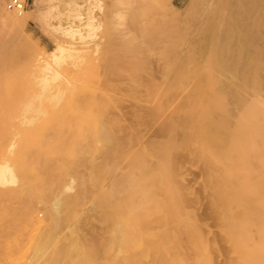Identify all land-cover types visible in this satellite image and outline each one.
Instances as JSON below:
<instances>
[{
  "label": "rangeland",
  "instance_id": "1",
  "mask_svg": "<svg viewBox=\"0 0 264 264\" xmlns=\"http://www.w3.org/2000/svg\"><path fill=\"white\" fill-rule=\"evenodd\" d=\"M241 3L245 11L227 14ZM25 9L30 18L21 28L0 25V100L6 103L0 148L13 144V154L5 155L15 158L27 135L39 139L43 155L26 158L30 168L15 171V181L0 184V190L25 193L38 181L42 200L34 201L33 219H45L46 208L57 200L60 212L50 226L25 228L16 209L24 202L10 195L6 220L12 223L4 231H13L0 237L8 240L0 242L9 254L4 261L182 264L192 253L187 261L197 264L202 257L196 253L194 259L189 246L185 253L179 249L186 241L183 224H189L210 244L211 264L233 263L237 257L210 192L217 171L211 168L217 166L205 164L193 148L194 121L204 93L225 95L226 109L217 114L230 120L228 129L242 105L264 107V0H25ZM57 45L65 51L63 62L55 64ZM43 60L53 66L44 89L33 75ZM67 195L71 201L63 204ZM122 208L144 211L149 227L172 232L167 261L151 262L145 240L129 239L134 246L128 248V240L119 241ZM41 239L38 251L34 243Z\"/></svg>",
  "mask_w": 264,
  "mask_h": 264
},
{
  "label": "bare ground",
  "instance_id": "2",
  "mask_svg": "<svg viewBox=\"0 0 264 264\" xmlns=\"http://www.w3.org/2000/svg\"><path fill=\"white\" fill-rule=\"evenodd\" d=\"M240 8H242V11H245V9H246L243 6V4L241 3V4L236 5V6H231V10L227 14H230L232 17H235L236 12H238ZM29 18H30V13L25 8L22 11H20L19 13H15L9 9H6L5 4L4 3L2 4V0H0V25L2 27L8 28V29L21 28L24 25V23L26 22V20H28ZM225 24H226V22H225ZM228 24L231 25L230 22ZM263 27H264V25H263ZM228 28H229V26L227 27V29ZM233 28L234 27L232 26V29ZM219 43L221 45V42H219ZM219 43H217L216 46L214 45L212 49L214 50L215 47H218ZM4 44H5V42L1 45L3 46ZM227 47H229V45ZM232 47L234 49V45ZM212 49H211V56H213L212 55V51H213ZM64 51H65L64 47H62L61 45H57L55 51L52 52V55H51V59H52L53 63L58 64V63L63 62ZM213 54H214V52H213ZM251 54L253 55L252 52H251ZM222 56L223 55H221V57ZM221 57H219V58H221ZM255 57H257V56H255ZM222 59H224V58H222ZM248 60H251V59L249 58ZM216 61H217V59H216ZM43 62H44V64H43ZM221 62H222V60H221ZM40 64H41V66L38 67V69L35 70V72L33 71V75H36L35 79H36L37 83H39V85L44 89L48 85L49 79H50L48 76V71H51L53 69V66L51 65V63L49 61H46V60H43L42 63L41 62L39 63V65ZM218 64H219V62H218ZM195 66H198V65H195ZM214 68H216V70H217V67H214ZM208 73H210V72H208ZM235 73H237V72H235ZM58 76H59V72L55 70L53 72V77L56 78ZM206 76L209 77V74ZM215 77H217V76H215ZM236 77L237 76H235V78ZM241 77L242 76H240L239 78H241ZM204 79L206 80V82L211 80V79H209L207 81V77H205ZM214 79H216V78H214ZM249 80L250 79H248V81ZM212 82H213V80H212ZM245 88H246V84H245ZM21 91L23 92L24 90L22 89V90H20V92ZM238 94H240V93H238ZM23 95H24V93H23ZM24 96H25V99L27 101L26 106H30L31 102H32L30 100L31 97L26 93V91H25ZM223 96H225V95H223ZM223 96L221 95V98ZM36 97H40V94L35 96V98ZM196 98H195V103H197V99H198V98L197 99ZM221 98H219V96L216 94L213 95V94H209V93H204V98L200 101V104L198 107V118L196 119V121H194L195 122L194 129L196 131V138H195L194 133H193L194 130H192V133H189V131H188V133L193 134L191 136H194L193 138H195V139H193V140L194 141L196 140V144L193 143L192 146L194 148V146L196 145L197 152L201 156V158L204 159V163L205 164L206 163L207 164H214V166H217V169L211 168L212 171L213 170H217V171H215L216 173L214 174L215 175V178H214L215 182H214V180H212L214 182L213 185L210 183L212 185V189L210 192H211V195L213 197L212 203L214 204V206L217 209H219V212H220V218H221V222H222L221 231H222L224 237L226 238V240L228 241V243L230 244L231 251L237 257V259L231 264H264V129H263L264 125L262 126V122L264 120V107L263 106L259 107V105H256V104H251V105L247 104V106H245V107L242 105V109H244V111L240 115H238V116L236 115L237 118H236V120H234L235 121L234 125L229 129L226 127L228 130H225L226 128H225L224 124L230 120L228 119L227 121L224 122V121H222V119L219 118V115L217 114L219 112H222L224 109H226L225 104L223 105ZM239 98H240V96H239ZM223 99L225 100L226 97ZM4 100L5 99L2 96L1 100H0V110H4V108H5L6 103L4 104ZM248 101H250V100H248ZM188 103H190V102H188ZM186 105H189V104H185V107H186ZM192 105L194 106V108L196 106L194 103L191 104L190 112H191V108H193ZM240 105H241V103H240ZM187 112H188V110L185 113H187ZM185 113H184V115H185ZM194 113L192 111V115ZM195 115H196V113H195ZM189 116H191V113H190V115L188 114V117ZM231 119H233V118H231ZM186 121H188V119ZM192 121H193V119H192ZM189 126H190V123H189ZM189 128H191V127H189ZM191 139H192V137H191ZM2 144H3V141L1 140L0 145H2ZM40 145L41 144H40L39 139H37L36 137L34 138V137H30V136L26 135L21 146H20V148H19L18 154L15 156V158H11V157H8L5 155V153H7L9 155L13 154V151H14V145L13 144L8 149L0 148V184L5 185L8 183L14 182L16 175H17L15 171L23 173L24 171L29 169L30 165H28L26 163L27 162L26 158H29V156L37 157V156L43 155V151H42ZM46 146L50 147L49 145H46ZM66 148L64 147V149H66ZM52 149H49V150H52ZM56 149H57V145H56ZM77 151H78V149H77ZM80 159H81V157H80ZM11 160H13V161H11ZM252 161L256 162V164H255V162H253V163L255 164V166L257 165L258 169L255 168L253 165H251ZM10 162H12L13 165H11ZM79 165H80V163H79ZM258 165H259V167H258ZM208 173H209V171H208ZM209 175L211 176L212 174L209 173ZM33 186H34V188L32 190L26 191L25 193H20L19 190H17V189L0 190V230L3 231L2 233L5 232L4 234L0 233V237L4 236L6 234H9L11 231H13V230H9V231L5 230L4 231L5 223L10 222V225L12 223L10 221L9 217H8L9 219L7 218V220H9V221L6 220V215H7L6 209L7 210L9 209L8 211L11 210V208H7L8 207V204H7L8 197H10V195H14V197H16L17 201L20 202V200H22L24 202V205H23L24 208L21 207L19 209V207L17 208V205H16V209H18L19 219L21 221H23L24 223L21 222L20 220L19 221L21 224L22 223L24 224L25 228L29 227V225H32V224H34L36 226V228H40V229L45 228L46 226H50L52 224V223H48V222H50L51 217H53V219L55 220L56 216H59L60 201L57 200L54 203V208H51V207L46 208L45 219L40 220V219H38V217H35V219H33V216L35 215V214L33 215V213H34L33 208L35 206L34 201L36 199L41 201L42 198H41L40 194L43 192L42 190H40L42 192L40 194H38L39 193V182L38 181L35 182L33 184ZM131 187H132V185H131ZM42 196H44V194ZM70 197L71 196L67 195V197L63 198V200H61V202L63 204H64V202H66V204L69 203L71 201ZM44 198L45 197H43V200H45ZM145 203L146 202H144V204ZM132 209L131 210H129L128 208H122L121 209V215L120 216H122V217H120V218H122V229L118 235L119 241L120 240L121 241L122 240H124V241L128 240V242L130 243V241L134 240L133 242L135 243L136 237L140 238L141 242L145 240L143 243L145 244V242H146V244L143 247V249H144V252L146 253L147 257L150 258L151 262L153 260H160V262L167 261L169 259V255H171L173 245H174L173 244L174 242L172 241V236H171V235H173L172 232H170L169 230H165L163 232L153 230L151 227H149L148 223L146 224V222L144 221V215H145L144 211H142V212L139 210L134 211ZM16 211L14 213V216L17 214ZM15 224H17V223H15ZM144 224H146V225L144 226ZM183 225H184L183 231H184V235H185V238L183 240H186L187 242L185 241L184 244L182 243L183 244V245L181 244L182 249L180 248V246H179V249L181 251H183V253H185L186 249H184L183 247H185L187 245L190 247V250L192 249L191 252H194L193 253V255L195 254L194 259H196L195 256L197 257V255H198V257H202L200 259L197 258L198 259L197 264H211V261H210L211 254H210V250H209L210 244L208 242H206L200 234L196 233L194 235V233L189 228V227H191V225H189V224H183ZM22 229L24 231L23 227H22ZM149 230H151V231H149ZM7 232H9V233H7ZM27 233H29V231ZM26 237H28V236H26ZM3 238H2V240L0 239L1 240L0 242H2L4 240ZM6 238L8 239V237H6ZM129 239H130V241H129ZM4 241L6 242L8 240H4ZM4 241H3V243H4ZM122 242H121V244H122ZM128 242L126 241V244ZM136 242H138V241L136 240ZM42 243H43V239H41V241L38 240L37 243L36 242L34 243V247L36 248V250L40 251L39 247H41ZM126 244H125V246H126ZM5 245H7V242ZM14 245H16V244H14ZM25 245H24V248H25ZM130 245H133V243L132 244L130 243L129 246H127V248L130 247ZM122 246L123 245H121V247ZM125 246H124V248H125ZM24 248H22V249H24ZM127 248H125L124 250H126ZM3 249L4 248H2L0 250V264H7L4 261V259L6 257L5 255H9V254H8V252H4ZM85 251H87V250H85ZM196 253H197V255H196ZM176 254H178V253H176ZM190 254H192V253H190ZM190 254H189V256H190ZM17 255L19 256V254H17ZM59 255L62 256V253H60ZM186 255H187V253H186ZM186 255L184 256L185 261H183L182 264H192L193 259L191 258L192 263L189 262V260L187 261V259H190V258H188L189 257L188 255H187L188 257H186ZM16 256L13 257V259L17 258ZM177 257H178V255H177ZM8 258H10V256ZM8 258H7V260H8ZM20 258H21V256H20ZM21 260H19L20 263H18V264H24V262H21ZM16 261L17 260L15 259V262L14 261H11V262H13V264H16ZM82 261L81 260H80V262L77 261L74 264H81ZM227 261H229V260H227ZM85 262H86V260H85ZM85 262H82V264H84ZM54 264H60V263H59V261L56 260L54 262ZM162 264H169V263H162Z\"/></svg>",
  "mask_w": 264,
  "mask_h": 264
},
{
  "label": "built area",
  "instance_id": "3",
  "mask_svg": "<svg viewBox=\"0 0 264 264\" xmlns=\"http://www.w3.org/2000/svg\"><path fill=\"white\" fill-rule=\"evenodd\" d=\"M5 8L15 13H19L25 8V0H6Z\"/></svg>",
  "mask_w": 264,
  "mask_h": 264
}]
</instances>
